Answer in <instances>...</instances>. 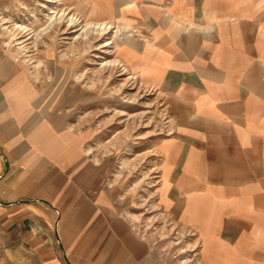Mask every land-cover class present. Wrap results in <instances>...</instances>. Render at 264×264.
<instances>
[{
  "label": "crops",
  "instance_id": "obj_1",
  "mask_svg": "<svg viewBox=\"0 0 264 264\" xmlns=\"http://www.w3.org/2000/svg\"><path fill=\"white\" fill-rule=\"evenodd\" d=\"M83 3L136 31L118 59L165 96L164 212L195 232L202 264H264V0ZM35 95L0 41V264H161Z\"/></svg>",
  "mask_w": 264,
  "mask_h": 264
},
{
  "label": "rangeland",
  "instance_id": "obj_2",
  "mask_svg": "<svg viewBox=\"0 0 264 264\" xmlns=\"http://www.w3.org/2000/svg\"><path fill=\"white\" fill-rule=\"evenodd\" d=\"M136 34L115 17L87 15L83 0H6L0 7V41L35 88L37 108L57 114L83 141L93 175L101 186H118L125 214L161 264H202L195 232L162 208L161 145L172 133L165 96L117 56Z\"/></svg>",
  "mask_w": 264,
  "mask_h": 264
},
{
  "label": "bare ground",
  "instance_id": "obj_3",
  "mask_svg": "<svg viewBox=\"0 0 264 264\" xmlns=\"http://www.w3.org/2000/svg\"><path fill=\"white\" fill-rule=\"evenodd\" d=\"M103 30V29H102Z\"/></svg>",
  "mask_w": 264,
  "mask_h": 264
}]
</instances>
